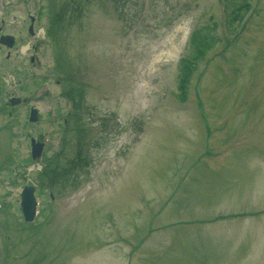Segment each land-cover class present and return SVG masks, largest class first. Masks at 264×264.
Returning a JSON list of instances; mask_svg holds the SVG:
<instances>
[{
    "label": "rangeland",
    "instance_id": "374dc122",
    "mask_svg": "<svg viewBox=\"0 0 264 264\" xmlns=\"http://www.w3.org/2000/svg\"><path fill=\"white\" fill-rule=\"evenodd\" d=\"M250 8L231 34L230 0H0V264H264V0ZM200 27L218 43L181 103Z\"/></svg>",
    "mask_w": 264,
    "mask_h": 264
},
{
    "label": "trees",
    "instance_id": "16d2710c",
    "mask_svg": "<svg viewBox=\"0 0 264 264\" xmlns=\"http://www.w3.org/2000/svg\"><path fill=\"white\" fill-rule=\"evenodd\" d=\"M251 1L252 0H231L230 13L233 14V17L228 26L241 23L246 13L249 11ZM216 39V36L213 35L212 28L208 27L197 28L189 35L187 54L184 58L179 60V82L177 87V98L179 102L183 103L186 100L185 82L189 79L194 65L214 47Z\"/></svg>",
    "mask_w": 264,
    "mask_h": 264
},
{
    "label": "water",
    "instance_id": "95a60500",
    "mask_svg": "<svg viewBox=\"0 0 264 264\" xmlns=\"http://www.w3.org/2000/svg\"><path fill=\"white\" fill-rule=\"evenodd\" d=\"M8 43V42H5ZM31 119H34V116L32 115ZM39 152V149H35L33 147L32 154L33 156L37 155ZM26 196H22V209H23V215L25 217V220H30L33 214V208H32V198H31V189H28L25 191Z\"/></svg>",
    "mask_w": 264,
    "mask_h": 264
},
{
    "label": "flooded vegetation",
    "instance_id": "af4514ba",
    "mask_svg": "<svg viewBox=\"0 0 264 264\" xmlns=\"http://www.w3.org/2000/svg\"><path fill=\"white\" fill-rule=\"evenodd\" d=\"M1 25H2V22H1ZM2 27L0 26V31H1Z\"/></svg>",
    "mask_w": 264,
    "mask_h": 264
},
{
    "label": "bare ground",
    "instance_id": "6f19581e",
    "mask_svg": "<svg viewBox=\"0 0 264 264\" xmlns=\"http://www.w3.org/2000/svg\"><path fill=\"white\" fill-rule=\"evenodd\" d=\"M39 207H40V205H39ZM39 216H40V215H39ZM39 216H38V217H39ZM38 217H37V218H38Z\"/></svg>",
    "mask_w": 264,
    "mask_h": 264
}]
</instances>
